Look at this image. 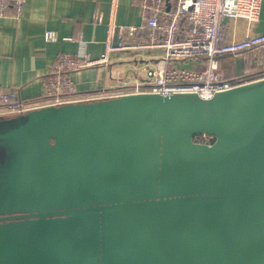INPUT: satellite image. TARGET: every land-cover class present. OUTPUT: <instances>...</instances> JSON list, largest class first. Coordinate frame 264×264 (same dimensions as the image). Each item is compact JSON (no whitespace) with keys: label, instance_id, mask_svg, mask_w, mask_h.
I'll use <instances>...</instances> for the list:
<instances>
[{"label":"water","instance_id":"95a60500","mask_svg":"<svg viewBox=\"0 0 264 264\" xmlns=\"http://www.w3.org/2000/svg\"><path fill=\"white\" fill-rule=\"evenodd\" d=\"M0 264H264V78L0 116Z\"/></svg>","mask_w":264,"mask_h":264},{"label":"built area","instance_id":"2783aa9c","mask_svg":"<svg viewBox=\"0 0 264 264\" xmlns=\"http://www.w3.org/2000/svg\"><path fill=\"white\" fill-rule=\"evenodd\" d=\"M26 0H0V17L19 14ZM264 0H135L142 23L120 26L110 23L105 50L99 58L86 52L60 54L42 77L40 97L24 99L18 89L0 92V116H13L49 105H62L120 97L125 94L196 93L209 99L264 78V34L234 39L227 20L260 19ZM98 20H101L99 17ZM45 39L57 41L47 30ZM259 54L260 70L254 74L226 75L220 58L228 55ZM110 67L116 80L108 88L86 95L78 91L74 72L93 67ZM117 66L128 67L123 73ZM212 136L200 134L196 141L212 143Z\"/></svg>","mask_w":264,"mask_h":264},{"label":"crops","instance_id":"0c3cea01","mask_svg":"<svg viewBox=\"0 0 264 264\" xmlns=\"http://www.w3.org/2000/svg\"><path fill=\"white\" fill-rule=\"evenodd\" d=\"M9 14L0 17V92L16 88L24 99L41 96V79L60 54L86 52L91 58H99L110 23L117 28L142 23L141 8L135 0H26L19 14ZM226 29L238 40L249 34H264V1L258 22L227 20ZM47 30L55 31L58 40L46 41ZM258 51L264 55V48ZM258 55L223 56L220 68L228 76L254 74L260 70ZM109 68L74 72L78 91L91 95L111 86L116 80ZM117 68L125 72L124 67Z\"/></svg>","mask_w":264,"mask_h":264},{"label":"rangeland","instance_id":"374dc122","mask_svg":"<svg viewBox=\"0 0 264 264\" xmlns=\"http://www.w3.org/2000/svg\"><path fill=\"white\" fill-rule=\"evenodd\" d=\"M125 70L127 71L128 70V67L125 68ZM14 117L17 116V115H13ZM3 117V116H2ZM7 117H11V116H7Z\"/></svg>","mask_w":264,"mask_h":264},{"label":"trees","instance_id":"16d2710c","mask_svg":"<svg viewBox=\"0 0 264 264\" xmlns=\"http://www.w3.org/2000/svg\"><path fill=\"white\" fill-rule=\"evenodd\" d=\"M212 138V141H214V137H211Z\"/></svg>","mask_w":264,"mask_h":264}]
</instances>
